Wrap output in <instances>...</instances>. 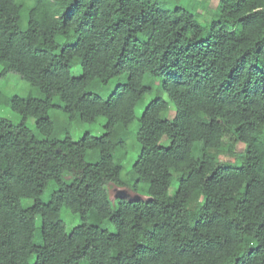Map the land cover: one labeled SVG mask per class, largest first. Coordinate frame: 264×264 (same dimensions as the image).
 Returning a JSON list of instances; mask_svg holds the SVG:
<instances>
[{
	"label": "trees",
	"instance_id": "trees-1",
	"mask_svg": "<svg viewBox=\"0 0 264 264\" xmlns=\"http://www.w3.org/2000/svg\"><path fill=\"white\" fill-rule=\"evenodd\" d=\"M191 11L0 0V78L39 93L9 97L20 120L0 116V264H264V0H218L204 24ZM100 116V135L70 136ZM133 122L128 176L146 199L120 176ZM108 185L128 190L114 208Z\"/></svg>",
	"mask_w": 264,
	"mask_h": 264
},
{
	"label": "rangeland",
	"instance_id": "rangeland-1",
	"mask_svg": "<svg viewBox=\"0 0 264 264\" xmlns=\"http://www.w3.org/2000/svg\"><path fill=\"white\" fill-rule=\"evenodd\" d=\"M161 3L166 5L169 8H173L175 4H180L182 7L187 8L188 10H192L191 12L195 11L198 13L196 16V20L198 23L204 24L207 20H209V14L215 9L216 4L218 0H159ZM73 74H78L79 69L74 68L72 69ZM158 83V80H155L154 83H152L153 86V93H154V85ZM114 85L109 86L108 90H101L98 93L101 96H107V94L112 90ZM0 116L8 118L13 121L20 120L19 115H17L15 112L11 111L8 107V99L12 95H19L24 96L27 94L37 96L39 93L37 90L32 87L27 81L19 78L16 74H8L3 78H0ZM151 95V94H150ZM150 95L146 93V95L143 98L144 102H147L150 99ZM142 106L141 104H138L135 108V113L138 116L141 112ZM172 107H169V109L164 113V116L166 118H171L173 115ZM49 116L51 119H58L62 120L65 118V115L60 111L59 108L55 107L52 108L49 112ZM104 122V117L100 116L96 118L94 122L91 123H82V122H73L69 126V134L73 139H76L79 137L83 132L89 131L91 134H94L95 136L100 135L103 132L102 124ZM24 123L28 127H33V119L32 117H26L24 119ZM136 123L133 122L129 126V133L125 138V143L123 144L122 153L124 155L123 160L121 162L122 164V170L120 173L122 181L128 180L129 187H134L133 181L131 182L129 180L128 176V170L130 169L131 165L134 163V161L137 158L138 152H139V146L134 140V130H135ZM56 136H62V134H57ZM239 162L238 159H232L229 164H237ZM53 187V182H49L43 193L41 194V200L45 201L48 197V194L50 190ZM135 190L130 191L132 193V197L135 198H142L146 199L148 198V194L146 192V185L145 184H136L134 187ZM108 189V196L111 202V206L114 208L116 206L115 200L118 194L125 193L126 187L124 186H113L111 185L107 186ZM128 191V190H127ZM127 195V194H126ZM59 215L61 220L64 222L66 229L70 230L73 226L80 223V217L76 214H73L70 212L68 208L65 206H62L59 211ZM100 226L103 228H107L110 231H114V225L108 222H102L100 223Z\"/></svg>",
	"mask_w": 264,
	"mask_h": 264
}]
</instances>
